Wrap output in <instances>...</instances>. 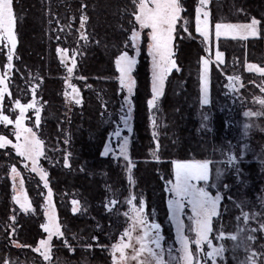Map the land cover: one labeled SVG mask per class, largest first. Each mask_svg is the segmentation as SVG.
Wrapping results in <instances>:
<instances>
[{
  "label": "rangeland",
  "instance_id": "rangeland-1",
  "mask_svg": "<svg viewBox=\"0 0 264 264\" xmlns=\"http://www.w3.org/2000/svg\"><path fill=\"white\" fill-rule=\"evenodd\" d=\"M44 6L46 8L47 14L49 17L47 21H51V30L52 40L59 41V43L55 45V55L56 59L61 65L62 74L61 78V107L62 111L60 115L57 116L58 125L59 123H66L70 119L71 112L74 108H80L81 104L76 105L74 103H70L68 99H66L64 93L71 92V89L65 84V79L69 80V83L75 85L80 91V98L82 101L81 93L83 90H88L94 94L98 98L100 103V124L102 126H108L109 130L106 136V139L101 147L100 153L98 154L102 157L108 156L112 161V167L116 168V174L120 172L119 179H115L117 182L115 185H112V182L108 180L106 173H99L102 179L104 180V195L101 196V188L99 189V195H95L96 205H100V214H103L105 217V222L99 218L93 216L94 219V233L91 236L83 237L78 242H74L72 237H68L71 243L74 245L76 243L78 246L83 245L86 241L92 242L91 238L93 236L98 237L99 243L101 245H105L108 248L111 247V244L116 242L121 233L124 231L126 227H128V222H126V217L123 215L125 211L128 210V206L123 203L126 197H128L129 193H134L137 197L143 198L146 206V214L150 222L154 221L158 223L157 218L159 216H163L165 220V226H161V234L164 237L162 241V245L167 252L169 247L173 248V255H177L178 253L175 251L179 248V244L176 243V228L172 223L170 218V212L168 208V201L172 198V194L168 191V188L171 187L170 181L172 183L175 182V162L185 163V162H193V161H208L209 162V181L207 183L203 181L196 182L198 186L205 187L213 196L219 192L222 199L218 205V213L219 215L213 217V232L210 234L211 238L215 244H220L221 241L215 240V236L218 231L221 229H217L222 220L225 219L222 228H227L225 231L226 234H236L238 226L240 228H244L245 231L240 233V240L232 241L230 239H226L222 241L223 244L227 242V250H225L224 257L217 259V264H241L242 261H246L247 256L251 251H255L256 253H264V231H255L249 232L247 229H259L260 225L264 223V105H261L258 102V98H264V93L260 91L259 85L264 82V77H261L258 73L249 72L246 70V63H254L259 66H264V39H263V52L262 59L260 62H239L236 57L230 59L229 65L227 66V62L225 60L224 52L221 50V41H246L248 39L257 38L260 35L261 31V21L258 18V14L263 15L261 12V8H264V3L260 4L258 7L253 5L250 6V0H245V4L240 6L236 2V0H215L221 1L225 4L231 5L235 8L238 6V10H231L226 15H221L220 13L216 14L215 18H212V13L210 9V3L208 5L207 10L210 12L209 18V40L208 42L204 41V38L197 33L196 31V8L199 4V0H195V6L193 8V12L187 16H183V6L181 5V0L179 3L181 5V21L179 22V27L177 29V33L173 40V52H174V60H175V48H176V39L181 40H190L197 42L203 51V54L200 56L198 61V69L194 71L193 76L194 79L193 86L190 83L186 84V81L180 80L178 83H173V87L171 88L169 96H167L166 100L170 97L176 98L178 100V104L176 105V110L183 111L184 117L181 122H183L184 126L188 127L187 131L188 135H194L193 140H203L200 142V149L196 150L192 148L197 142H191L188 148H184L185 151L181 150L182 148L179 145L174 144L173 140L175 138V133L179 135L177 128L173 123H171L165 116L166 114L163 112L161 101L162 95L157 101V107L155 109H149L147 105V101L152 98V57L148 52V32L149 29H139V25L136 24L134 17L132 15L133 11H135L133 0H131L132 8L127 9V12L131 14L132 18L129 22V27L127 30V39L131 33L133 27L137 30H140L141 36L138 43L139 50L132 47L123 46L118 51L117 55L113 59V67L115 70V77L113 78L116 82V90L115 96L107 97L102 93L100 87L93 86L87 83L86 78L81 79L80 71L78 69V64L80 62L81 57H83L84 50L87 47L89 42L85 45L83 41H78L77 29H79V15L80 9L77 11L78 20L75 22L74 15L69 10L70 6H63L59 15L56 13H52L49 11L50 6L55 4H59L57 2L63 3V0H43ZM212 0H210L211 2ZM55 3V4H54ZM82 3V2H81ZM110 3V2H109ZM102 3L100 2V5ZM227 5V6H228ZM151 6V5H150ZM81 7V6H80ZM259 8V10H258ZM233 9V8H232ZM68 11V12H67ZM50 12V13H49ZM264 12V10H263ZM66 14V23L59 24L61 18H64ZM233 14L234 18L231 16ZM25 21H29L30 18H26L24 14L21 15ZM255 17L260 21L258 27V35L255 37H249L248 39H240L239 36L236 38H232V36H221L217 38L215 36L214 25L218 22L221 23H232V24H244L248 23L251 18ZM58 21V23H57ZM70 25V27H69ZM26 26V24H25ZM184 27H187V32L184 31ZM60 29H63L61 31ZM192 29V30H191ZM86 31L91 37L94 39V35H92L91 25L88 23ZM16 33V32H15ZM31 33V31H30ZM49 35V34H48ZM59 37V40H57ZM231 39V40H230ZM17 40V36H16ZM27 47L28 45L32 47V41L26 38ZM7 41H0V53L4 58V64L8 63L7 55L10 50V45L5 46ZM57 47L68 48L71 51L78 50V55L76 57L77 67L74 69V72L71 76L68 75L66 68L60 62V57L58 56L56 49ZM219 47V48H218ZM128 51L129 55L134 57L136 60V64L132 69L131 76L135 81V84L132 88V92L129 93L127 88H121L119 83V73L115 67V58L120 55L122 51ZM144 50L148 56V87H149V96L146 99V108L143 109L142 115L145 114V126L148 128L146 132H149L151 137L152 145H150V149L146 150V156L144 157V151L142 152L138 149L139 141L136 133L145 132L144 125L142 128H135L134 122V114L136 106L134 104V96L136 93V79L134 75L135 68L138 63V58L141 51ZM217 50L223 53V63H220L216 60V52ZM205 58L209 60L208 72H207V81H208V103H201V85H200V71H201V58ZM17 56L14 50L12 64L15 65ZM3 64V65H4ZM70 64V61H69ZM2 65V66H3ZM15 67H13L14 69ZM8 72L9 77L11 78L12 71ZM217 71L221 77L220 90V98H217V101H213L211 98V89H210V78L214 71ZM4 71L3 67H0V72ZM244 73H247L248 77H245ZM169 75V74H168ZM22 79L21 85L17 89L15 95L11 94L10 91V82L9 81V92L10 95H5L3 101H0V112H3L4 115H8L11 120H13L12 125H5L0 123V135L7 136L13 143H16L14 131H15V118L19 115V109L15 108V101L19 100L22 104H27L32 101L33 93L31 91L32 86L39 84V87L36 88V101L37 107L41 109V121L40 126L36 127L35 122V114L33 109H28L25 113L24 127L32 128L34 132H36L37 137L44 142L43 149L45 155L38 158V167L42 168L46 171L45 165H53V166H63V155L65 152L69 151V144H65L64 140L68 138V132L66 127L59 128V135L55 136L52 140L46 136L42 131V125H44L45 121L54 120L55 113L49 107L47 100H44L41 95L40 87L42 85V78L38 74V72L28 71L26 76L21 75ZM168 77V76H167ZM164 81L163 92L165 90L166 80ZM239 77L240 79L235 82L233 90V82L230 78ZM243 85V87H241ZM216 88V87H215ZM213 88V89H215ZM129 108H131V118L128 121V126H125L124 121L121 119L123 116H127ZM246 111H251L252 113H259V115L245 116L244 113ZM162 112V115H161ZM217 112V113H216ZM188 113H193L192 118L186 116ZM216 115H219L222 121V125L218 127ZM186 116V117H185ZM196 119V123L193 125L192 120ZM153 119L155 120V124L153 123ZM191 124V125H188ZM245 125H248L247 130L245 129ZM191 126V128H190ZM129 127L131 131H129ZM163 129L169 130L170 133L174 136L172 141H170V146L165 145L163 148H169L170 150L166 155V158L160 156V131ZM119 130L120 136L117 137L115 132ZM136 130V131H135ZM172 130L174 132L172 133ZM155 133V136H154ZM216 133H219L220 140L217 137L215 138ZM186 134V135H187ZM127 137L128 145L127 152L129 160L132 162V172L131 175L134 180V184H129L128 182V173H127V164L128 161L124 160L123 157L119 155V147L120 144L123 143L124 138ZM185 137L178 139L183 140ZM216 139V140H214ZM186 141V140H185ZM150 142V143H151ZM62 143V144H61ZM172 144V145H171ZM185 142L183 143V145ZM106 145L109 149H111L107 155H103L106 149ZM187 145V144H186ZM13 152L15 155V150L9 145L6 149H0L1 154L4 157H7V153L9 151ZM190 152V153H189ZM155 153V155H154ZM236 157L234 165L228 164L226 161L228 156ZM17 156V155H16ZM8 161V160H7ZM0 161V166H4L6 169V174L10 180V201L12 203L11 212L8 216L10 218L13 215L15 210V214L17 213H25L19 209V205H16L12 197L13 195H19L21 199L25 196L27 197V201L31 204V211L25 214L34 215V208L32 205V200L28 197L26 191V180L35 178L42 189L40 197H41V206H40V231L41 237L36 241L35 247L39 240L42 238H46V233H44L41 228V224L47 222L45 218V212L47 211L49 216H54L56 220L59 222V219L56 214L55 205H54V197L55 193L52 191L51 203H46V196L48 189L44 188L43 182L40 181V177L38 173H32L30 171L31 162L27 160H23L18 156L17 168L21 172V175L24 179L23 189L19 188V178L16 179L15 184L17 185L15 191L13 190V178L10 175V166L14 165L11 161L8 162ZM29 165V168H25V164ZM167 164L168 170L167 173H160V164ZM110 164V165H111ZM106 167V164L104 165ZM66 169H70L74 172V167H64ZM79 171V170H78ZM80 171L82 168L80 167ZM79 171V172H80ZM47 172V171H46ZM150 172L152 174L158 175V179H156V186L154 187L153 192L148 194L147 188L148 185H145V179L150 176ZM219 172V176L217 173ZM214 185V186H213ZM161 188V189H160ZM63 196L61 200L64 201L69 210L72 212V200H78L80 203V211L76 213H83L85 215L90 216L89 212L86 208L81 204L80 198L78 196L79 191L75 192H62ZM116 199L120 201L117 205L113 207L112 211H109L106 205L112 200ZM102 203V204H101ZM98 205V207H99ZM164 206V212H161V207ZM155 208L160 209V211L156 212ZM241 211L248 212L249 214H254L255 218L250 219L247 224L244 223L243 219L237 220L236 218L241 215ZM96 212V211H95ZM73 213V212H72ZM220 214H223L225 217L221 218ZM191 215L190 208H186L184 214L181 219L184 221V224L187 228L191 224L189 220V216ZM156 218H155V217ZM220 217V221L217 223L216 220ZM60 223V222H59ZM16 230L17 226L15 225ZM7 230L10 231L11 224L10 221L6 224ZM193 239L195 238L194 233H187ZM253 235L255 237L254 240L248 241L246 237L248 235ZM16 235V233H15ZM7 244L9 243V237L3 239ZM59 241V240H58ZM238 245V246H237ZM193 246V251H194ZM205 251H207V247L205 246ZM229 253V257L225 254ZM38 254V253H37ZM131 255V252L129 251ZM108 255L109 263L112 264L111 255L109 251H106V256ZM41 263L42 257L38 254ZM58 260H62V258L58 257ZM167 259V256L165 257ZM89 262L85 261L83 264H88ZM28 264H35L30 262ZM90 264V263H89ZM100 264H103L100 262ZM133 264V262H130ZM210 264V262H209ZM257 264H264V256H259L257 260Z\"/></svg>",
  "mask_w": 264,
  "mask_h": 264
},
{
  "label": "trees",
  "instance_id": "trees-1",
  "mask_svg": "<svg viewBox=\"0 0 264 264\" xmlns=\"http://www.w3.org/2000/svg\"><path fill=\"white\" fill-rule=\"evenodd\" d=\"M81 2H86L87 4L86 14L89 17L88 23L91 25V33L94 35V39L91 37L90 44L87 45L83 57L80 59L78 64L79 73L82 77L86 78L88 84L93 86L97 85L100 87L102 93H106L104 94L105 96L114 98L116 82L113 79L115 77L113 59L123 44L125 45V41L127 40V30L132 18L131 14L127 12V9L132 8L131 0H63V3L57 2L59 4L54 3L55 5L50 6L49 11L59 15L62 5L64 7L69 5V10L72 12V15H74V20L76 22L78 20L77 11L80 9ZM100 2L102 3L101 5ZM236 2L240 6L245 4V0H236ZM263 3L264 0H250L251 7H253V5L258 7ZM194 4L195 0H181V5L183 6L182 15L187 16L191 14L195 6ZM227 5V3L225 4L221 1L212 0L210 2L212 18H215L218 13L226 15V13H229L231 10L240 9L238 6H235V8L232 6V9L231 5ZM13 8L17 17L15 25L17 36L15 52L17 59L14 62L15 68L10 78V91L12 95H15L22 82L21 75L26 76L28 71L38 72L42 78V85L40 87L42 98L47 100L49 107L56 114L54 120L45 121L44 125H42L43 133L52 140L55 136L59 135V128L66 127L67 129L68 138H70V164L74 167V172L63 166L43 164L48 173L49 187L55 193L54 205L62 230L65 232L67 238L73 237L75 234L76 239H74V242H78L83 237L91 236L94 233L93 229L95 222L93 216L99 218L102 221L101 223L105 222L104 215L100 214V205L98 204V207V205H96L97 202H95V195H99V189L101 188V196L104 195L105 190L103 185L104 180L99 173H106L112 185L117 183L115 179H119L121 175L120 172L116 174V168L112 167V161L108 156L98 157L109 128L108 126L105 127L100 124V103L96 94L88 90L82 91L81 107L73 109L67 124L62 122L58 125L57 116L60 115L62 111L60 97V76L62 74V68L55 55V45H57L59 41L52 40V34L50 33L52 26L46 18L49 17V14H47L43 0H14ZM260 10L264 14V8ZM22 14H24L26 18H30V20L28 22L25 21V19L21 17ZM67 15L68 14L63 16L64 18H61L59 24L66 23ZM231 16L234 18L233 14H231ZM257 16L261 21V31L257 38L241 42L232 41L231 39V41H221L222 44L220 47L224 52L227 66L229 65L230 59L233 57H236L239 62H260L262 59L264 17L261 14ZM26 38L30 39V42L32 41V47L29 45L27 47L28 43ZM175 43V61L179 71L173 69L167 77L161 101L163 109L165 108L163 112L166 113H163V115L165 118L168 117L169 121L173 123L175 129L177 128L179 132V135L175 133L176 139L173 140V145H179V147L182 148L181 150L185 151L184 148H188L191 142H197L192 148L199 150L200 142H203V140H193L194 135L187 134L189 128L184 126L183 122H181L184 117V112L176 110L178 100L172 97L167 100L166 98L171 95L170 91L173 87V83L184 80L186 84L192 83L191 86H193L194 79L196 78L193 74L194 71L198 69V61L203 51L201 46L195 41L176 39ZM4 61L2 53H0V67H2ZM134 75L137 82L134 96V104L136 106L134 122L135 125H137L135 126L137 130L138 126L139 128H142L143 125L145 126V114L142 115V113L143 109L146 108L145 101L149 96L148 56L144 50H142L139 55ZM244 75L248 77L247 73H244ZM210 82L211 98L213 101H217V98H220L219 88L221 84L219 85V82H221V77L216 70L211 75ZM186 116L192 118L193 113L192 116L191 114L188 115V113ZM216 120L218 127L221 126L222 121L219 115H216ZM195 123L196 119L194 118L191 124L194 125ZM147 129L146 127L144 128L145 132L136 133L140 144L138 145V149L142 152L144 151V157H147L146 150H149L150 145H152L150 134L146 132L148 131ZM173 132L174 130H172V133ZM219 136L220 134L216 133L215 138L217 137L218 139ZM173 137L174 136L169 130L162 128L160 131L161 151L159 154L160 156L162 155L163 158L168 156L166 153L170 150L169 148H163V146L164 144L170 146V141H172ZM180 137H185V139L179 140L177 144ZM184 142L185 144L183 145ZM7 160L17 166L18 156L9 151L7 157H4L0 152V161L6 162ZM105 164L106 167H104ZM80 167L82 171H80ZM167 170V164L161 163L160 173L166 174ZM156 179H158V175L152 174V172H150V176L145 179L146 183L144 184L149 186L147 188L148 194L151 192L154 193L153 190L156 186ZM10 191V180L6 174V169L4 166H0V264H3L4 258L18 261L19 264H28L30 262L40 264L41 260L38 254L33 252L31 248L21 249L11 246L3 240L6 237V224L9 221L8 216L12 207ZM26 191L28 197L32 200L34 215L25 213L16 214L15 225L17 226V230L15 239L21 244L33 246L41 237L39 228L41 197L39 194H41L42 189L38 181L35 178H31L26 180ZM75 191H79L78 196L80 202L89 212V217L83 213H72L68 205L61 200L63 196L62 192L71 193ZM155 211L158 212L160 209L155 208ZM161 212H164V206L161 207ZM220 216L221 218L225 217L223 214H220ZM157 220L162 227L165 226L163 216H159ZM220 220L219 217L216 222L218 223ZM224 221L225 219L221 221L217 229L227 231V228H222ZM53 244L54 248L51 254V264H83L85 261L90 264H100V262L103 264H110L108 255L106 256V251H102L99 247H95L90 251H85L82 245L78 246L74 243L73 246L76 247V251L75 253H70L61 246L60 241L54 240ZM224 247L225 250H227V242L224 244ZM225 255L229 257V253ZM58 257L62 258V260H58Z\"/></svg>",
  "mask_w": 264,
  "mask_h": 264
},
{
  "label": "snow or ice",
  "instance_id": "snow-or-ice-1",
  "mask_svg": "<svg viewBox=\"0 0 264 264\" xmlns=\"http://www.w3.org/2000/svg\"><path fill=\"white\" fill-rule=\"evenodd\" d=\"M14 0H0V41H7L5 46L10 45V50L7 55L8 63L2 67L4 71L0 72V101H3L5 95H10L9 81L10 77L8 72L13 69V55L16 48V33L15 25L17 17L13 8ZM210 0H199V4L196 8V31L199 33L205 42L209 40V18L210 12L207 10ZM135 11L132 15L136 24L139 25V29H149L148 32V52L152 57V98L147 101L149 109H155L157 107V101L163 94V87L165 78L173 69L179 71L177 63L174 60L173 52V40L177 33V29L180 26L181 21V5L179 0H133ZM151 5V6H150ZM87 13L86 2L81 3L80 15H79V29H77L78 41H83L86 45L90 41V35L86 31L89 17ZM51 22V21H50ZM58 23V21H57ZM260 21L255 17L251 18L248 23L244 24H232L218 22L214 25L215 36L217 38L221 36H232L240 39H248L250 36L255 37L258 33V25ZM70 27V25H69ZM63 31V29H60ZM140 30L135 27L131 30L128 39L125 41V47H132L139 50L138 41L141 36ZM184 31L187 32V27H184ZM59 40V37H57ZM98 43V41H97ZM56 52L60 57V62L66 68L69 76L74 72L77 67L76 57L78 50L71 51L68 48L57 47ZM223 53L217 50L216 60L223 63ZM70 61V64H69ZM115 67L119 73V83L121 88H127L128 92H132V88L135 81L132 79L131 72L136 64L134 57L130 56L128 51H122L119 56L115 58ZM201 71H200V85H201V103H208V81L207 72L209 60L201 58ZM246 70L249 72L258 73L261 77H264V66H259L254 63H246ZM81 79H84L81 77ZM239 77L230 78L234 84L238 81ZM65 84L71 89V92H65L64 95L70 103L79 105L82 103L80 98L79 89L69 83V80L65 79ZM39 84L32 86L31 91L33 93L32 101L27 104H22L19 100L15 101V108L19 109V115L15 118V139L16 143H13L7 136L0 135V149H6L9 145L15 150L17 156L23 160L31 162L30 171L32 173H38L40 181L43 182L44 188L48 189L47 196L45 198L46 203H51L52 190L49 187L48 173L42 168L38 167V158L45 155L43 145L44 142L40 140L36 132L32 128L24 127L25 113L28 109H33L35 114L36 127L40 126L41 121V109L37 107L36 101V88ZM243 87V85H241ZM260 91L264 93V82L259 85ZM258 102L264 105V98H258ZM245 116L259 115V113H252L246 111ZM131 118V108H129L127 116L121 117L125 126H128V121ZM0 123L5 125H12L13 120L8 115H4L0 112ZM155 124V120L153 119ZM248 125H245L247 130ZM129 131H131L129 127ZM117 137L120 136V131L115 132ZM155 136V133H154ZM65 144L70 143V138L64 140ZM127 137L124 138L123 143L119 147V155L128 161L127 173L129 184H134L132 172V162L129 160L127 152ZM111 149L106 145L103 155H107ZM155 155V153H154ZM71 153L65 152L63 155L64 167H70ZM236 157L229 155L227 159L228 164L234 165ZM25 168H29L26 163ZM10 175L13 178V190L15 191L17 185L15 181L19 178V188L23 189L24 179L21 172L16 165L10 166ZM219 176V172L217 173ZM203 181L207 183L209 181V162L208 161H193V162H175V182L171 184L168 191L172 194V198L168 201V208L170 212V218L176 228V243L179 244V248L175 251L177 255H173V248L169 247L167 252L165 251L162 241L164 237L161 234V226L154 221L150 222L146 214V206L143 198L137 197L134 193L130 192L128 197L125 198L123 203L128 206V210L123 213L128 222V227L121 233L120 238L111 244L108 248L105 245L99 243L98 237L93 236L92 242H85L82 247L85 251L93 250L95 247H99L102 251H109L111 255L112 264H217L218 258H223L225 253V247L222 241L230 239L232 241L240 240V233L244 232V228L238 226L237 233L228 235L223 229L219 230L215 236V240L221 241L220 244H215L210 234L213 232V217L219 215L218 205L222 199L219 192L214 196L205 188L198 186L196 182ZM214 186V185H213ZM13 202L19 205V209L27 213L31 211V204L27 201L25 196L23 199L19 195H13ZM120 203L116 199H112L106 207L109 211L113 210V207ZM72 212L76 213L80 211V203L78 200H72ZM186 208H190L191 215L189 220L191 224L185 226L184 221L181 219ZM46 223L41 224V228L46 233V238L39 240L35 247L30 245H24L19 243L15 239L16 233V214L15 210L13 215L9 218L11 229H6V235L9 237V243L11 246L18 248H31L35 253H38L42 257L44 264H51L52 251L54 248L53 241L59 240L61 246L67 249L70 253H75L76 247L73 246L71 241L66 237L65 232L62 230L61 224L56 220L54 216H49L48 212H45ZM243 219L247 224L250 219H254V214L241 211V215L236 219ZM247 231H264V223H262L259 229H247ZM194 233L193 239L187 233ZM72 239H76L75 234ZM255 237L248 235L246 240L252 241ZM194 246V251H193ZM205 246L207 251H205ZM238 246V245H237ZM131 252V255L129 254ZM167 256V259L165 257ZM259 256H264V253H256L251 251L247 256L246 261H242L241 264H257ZM3 264H19L18 261H14L10 258H4Z\"/></svg>",
  "mask_w": 264,
  "mask_h": 264
}]
</instances>
